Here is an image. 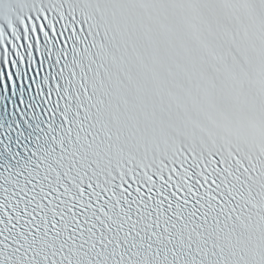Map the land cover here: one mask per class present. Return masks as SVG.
Returning a JSON list of instances; mask_svg holds the SVG:
<instances>
[{
  "label": "snow or ice",
  "instance_id": "1",
  "mask_svg": "<svg viewBox=\"0 0 264 264\" xmlns=\"http://www.w3.org/2000/svg\"><path fill=\"white\" fill-rule=\"evenodd\" d=\"M0 264H264V0H0Z\"/></svg>",
  "mask_w": 264,
  "mask_h": 264
}]
</instances>
